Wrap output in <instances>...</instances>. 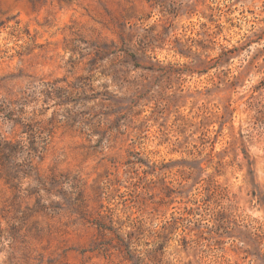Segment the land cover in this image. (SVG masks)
<instances>
[{
    "label": "clouds",
    "instance_id": "clouds-1",
    "mask_svg": "<svg viewBox=\"0 0 264 264\" xmlns=\"http://www.w3.org/2000/svg\"><path fill=\"white\" fill-rule=\"evenodd\" d=\"M0 264H264V0H0Z\"/></svg>",
    "mask_w": 264,
    "mask_h": 264
}]
</instances>
